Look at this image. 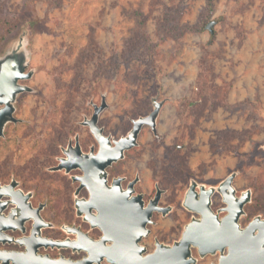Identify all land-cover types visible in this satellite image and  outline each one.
<instances>
[{
    "label": "rangeland",
    "instance_id": "1",
    "mask_svg": "<svg viewBox=\"0 0 264 264\" xmlns=\"http://www.w3.org/2000/svg\"><path fill=\"white\" fill-rule=\"evenodd\" d=\"M19 43L30 77L0 137V183L49 202L47 220L66 223L69 177L50 172L54 156L78 136L83 151L96 147L83 123L102 99L97 125L111 140L161 103L156 133L143 126L113 167L139 174V192L157 183L174 209L148 226V253L194 215L181 207L189 183L216 187L234 174L237 196L251 193L241 227L264 217V0H0V59Z\"/></svg>",
    "mask_w": 264,
    "mask_h": 264
},
{
    "label": "water",
    "instance_id": "2",
    "mask_svg": "<svg viewBox=\"0 0 264 264\" xmlns=\"http://www.w3.org/2000/svg\"><path fill=\"white\" fill-rule=\"evenodd\" d=\"M212 26L213 22L207 26L210 33L213 32ZM25 67L22 43L0 59V137L3 135L4 126L15 121L13 103L16 96L28 91L27 87L18 84L30 77V74L24 73ZM105 107L106 103L102 99L101 105L94 107L90 120L83 123L89 127L99 143L98 153L93 155L91 151L86 155L76 143L73 150L69 146L64 151L65 158L60 160L54 170L64 169L65 173H69L71 170L80 169L92 178L87 163L93 164L97 168L94 177H101L102 187L106 188V168L121 160L125 151L136 146L142 127L148 126L153 134L156 133V120L161 103L153 101V111L147 117L133 121L127 136L113 142L103 136L102 130L97 126L99 114ZM85 178L86 176L77 179L83 185ZM234 178L235 175L231 174L216 187L206 188L200 185L199 194L195 192L196 184L192 183L183 205L187 211L198 214L200 218L191 220L175 243L166 245L156 242L154 251L147 254L146 248L140 242L149 234L147 225L151 223L152 213L159 211L156 199L144 207L141 196H136L132 199V207L123 213V201L133 191L129 188V191L120 192L118 188L117 194L107 196V203L111 204H107L103 212L96 207L99 226L104 233L98 243L99 252L91 253L89 258L75 264H100L103 259L108 264H197L198 260L193 257L192 250L197 252L200 259L219 254L217 264H264V217L257 216L247 226L241 227L239 221L244 215L245 205L251 200V193L247 190L237 196L233 186ZM215 194L221 197L225 205L222 211L226 215L221 218L211 210V197Z\"/></svg>",
    "mask_w": 264,
    "mask_h": 264
},
{
    "label": "flooded vegetation",
    "instance_id": "3",
    "mask_svg": "<svg viewBox=\"0 0 264 264\" xmlns=\"http://www.w3.org/2000/svg\"><path fill=\"white\" fill-rule=\"evenodd\" d=\"M98 128L100 127L98 126ZM100 129L103 132V136H105L103 129ZM89 132L96 143V147L93 146L90 147L88 151H83L80 145L79 136L76 138L74 137V140L68 141L66 146L61 148L60 156H54L57 165L50 167V172L63 171L65 173L64 169L58 171L54 169L58 167L60 160L65 158L64 151L68 150L69 146H71V149L73 150L76 143L79 145L81 152L86 155L91 151L93 152V155L98 153L100 148L99 143L91 133L90 129ZM105 137L110 138L109 136ZM110 141L113 142L117 140H111L110 138ZM125 152L121 160L112 163L106 168V188L102 187L100 182L101 177H94L97 168L93 164L87 163V161L86 163L90 167L88 168V171H91L90 175L92 178L85 175L80 169L71 170L69 173H65V176H68L69 178L67 179L66 185L60 186V188L67 192L62 201V210L65 214L66 223L59 226L45 218L46 212L51 208L48 205L49 202L46 200L37 201L34 192L22 189L19 181L15 179H10L9 182L0 183V264H75L89 258L90 255H92L91 253L96 251L99 252L97 249L99 248L98 243L103 238L104 233L99 226L100 219L98 218L96 207L98 206L101 212H103L106 205L111 204V202L107 203V196L109 195L112 197V194H117L118 188L120 192L129 191V188L133 191L128 194L127 199L124 197L126 201H123L125 205L122 208L123 213L132 207L134 203L132 199L136 196H141L144 207H147L156 199V206L159 211H154L152 213L150 218L151 223L147 225L148 230V226L153 223L155 215L165 217L171 214L174 209L171 205L162 202L165 191L161 189L157 183L153 186L154 189L150 192L145 190L139 192L138 185L142 181L139 174H134L133 176L125 175L126 173L121 174L113 168L118 162L124 160ZM85 176L84 184L81 185V182L78 181L77 178H84ZM195 184L197 186L195 187V192L199 194L200 190L198 186L200 185L197 183ZM190 187L191 184L189 183L188 188L183 194L181 203L183 211H187L183 204L186 195L189 193ZM45 190H48V188H45ZM213 196L211 197V210L221 218L226 215V212L222 211L225 205L222 203V206L218 210H213ZM120 199L122 200L123 197L121 196ZM197 199L199 200V197H197ZM199 218L200 216L194 213V215L190 217V221ZM186 225H184V227ZM148 236L143 239L148 238ZM143 239L141 240L140 245L142 244ZM156 242L159 241L154 242L153 251ZM147 253L148 250L146 248V254ZM213 257H216V263L214 264H217L219 254H216ZM100 264L108 263L103 259Z\"/></svg>",
    "mask_w": 264,
    "mask_h": 264
}]
</instances>
